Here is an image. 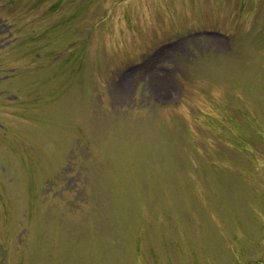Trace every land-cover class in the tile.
Wrapping results in <instances>:
<instances>
[{"label":"rangeland","instance_id":"obj_1","mask_svg":"<svg viewBox=\"0 0 264 264\" xmlns=\"http://www.w3.org/2000/svg\"><path fill=\"white\" fill-rule=\"evenodd\" d=\"M0 264H264V0H0Z\"/></svg>","mask_w":264,"mask_h":264}]
</instances>
